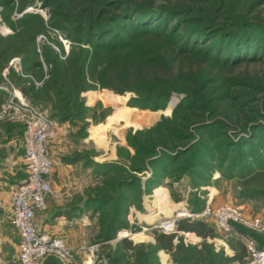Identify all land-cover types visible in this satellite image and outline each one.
Segmentation results:
<instances>
[{
  "label": "trees",
  "instance_id": "trees-1",
  "mask_svg": "<svg viewBox=\"0 0 264 264\" xmlns=\"http://www.w3.org/2000/svg\"><path fill=\"white\" fill-rule=\"evenodd\" d=\"M40 1L51 10L49 21L26 14L17 26L23 34L42 35L59 47L60 55L46 44L22 54L23 70H33L44 81L41 90L32 86L28 91L36 93V104L41 103L38 93L44 92L51 108L45 113L54 122L83 121L86 113L102 122L106 113L96 121L98 107H85L83 95L92 90L122 95L135 89L140 97L131 99L129 107L152 111L166 109L172 92L185 95L171 118L149 130L155 135L153 144L136 139L142 133L130 137L134 156L125 148L113 163L64 157L107 183L106 190L87 196L99 214L96 244L116 241L112 264H159L161 251L176 264H221L222 254L207 242L199 250L181 240L183 233L212 236L205 219L178 221L174 235L154 231L155 244L134 246L117 237L130 228L131 210L141 209L144 196L165 178L179 182L187 174L197 188L227 182L239 188L244 202L264 199V0ZM0 5L6 11L14 6L11 0H0ZM57 32L70 44L66 56ZM45 65L52 67L47 80ZM128 83L135 87L117 85ZM148 84L152 88L140 93ZM206 204L192 193L190 212L201 214ZM233 227L264 250V236ZM47 264L61 263L51 259Z\"/></svg>",
  "mask_w": 264,
  "mask_h": 264
},
{
  "label": "rangeland",
  "instance_id": "rangeland-1",
  "mask_svg": "<svg viewBox=\"0 0 264 264\" xmlns=\"http://www.w3.org/2000/svg\"><path fill=\"white\" fill-rule=\"evenodd\" d=\"M11 1L14 6L13 9H9L8 11H6L5 7L0 5V35L3 37L0 44V82L5 89L0 91L5 94L0 96V211H3L6 203H11L15 181L26 172V167L20 154L21 146H23L24 142V125L21 121L14 119L12 116H3L2 107L8 105L10 102V93L18 92L25 100L33 103L32 105H35L43 112L48 113L51 109L48 104L50 100H48V98L46 100L43 91L38 93L41 103L36 104L37 102L33 101V95L36 93L28 91L29 88L34 86L35 91L41 90L44 86V81L36 79V77H34L36 72L33 70L30 72L23 70L22 54H24L26 49H29L30 47V51H39L42 46L46 44L49 47H52L55 52L60 55L59 47H56L52 40H47L42 35L39 37H32L31 34L25 35V33L23 34L21 31V27H19V25L17 26V21L23 18L24 15H21L31 5L37 3L42 5L45 13L44 15L38 14V16H40L45 23L51 18V10L45 8L40 0H22L23 2H21V0ZM11 24H13L14 27H12ZM61 33L58 34L57 40H60L63 43L66 52L62 56H66L70 51V44L64 40V38H61ZM31 37L34 39H31ZM3 50L4 52L2 54L1 52ZM62 58L65 59L64 57ZM51 68L52 67L45 65V80L49 78L50 74L48 71H51ZM117 85L124 88L135 87L132 86L131 83L124 86L120 84ZM149 88H152V85L148 84L141 87L140 93L146 92L144 89L147 90ZM22 89L27 90L28 93H26L25 90L24 92ZM83 96L86 108L91 110L98 107L96 110V121L102 120L103 113H106L105 119L102 122H95V119L92 117L93 115L91 116V113H86V119L83 121L79 118H76L74 121L68 118V121L66 122H57L54 135L50 137L48 143V154L51 156L58 157L60 154L66 155L65 157L71 156L73 158H76V156H90L93 157L94 161L97 160V162L107 161L115 157L116 160L114 162H117L120 157V152H122L121 150L125 148L129 149L134 156L136 151L131 146L129 140L130 137L134 139L138 134L142 133V135L137 136L136 139H139L144 143L150 142L153 144L155 135H151L149 130L155 127L162 119L171 118L174 110L185 98L183 93L172 92L166 109L152 111L149 109L129 107L131 99L140 97L135 89L126 91L122 95L116 94L109 89H97L89 91ZM173 103H175L174 107ZM50 155L49 157L51 159ZM184 175L185 176L179 182H175L171 178H165L163 185L160 187L166 188V196L173 205L178 206L181 203L188 204L187 211H179L174 216L170 217V213L166 210L165 202L164 205L158 204L155 208L158 210L159 214H161V217L165 216L161 218L159 224L174 219L177 215L182 214L183 212L189 216L196 215L190 212L189 204L192 199V193H197L203 199H206L207 202H211L209 204L212 208H217L221 205H232L240 209L247 219H260L264 224V199L244 202L238 197L239 188L236 189L232 184L227 182H220L218 185H202L197 188V186L193 184L191 177L187 174ZM50 178H52V175ZM217 179H220V174L218 173L215 174L213 181L216 182L218 181ZM76 180L88 185L85 186L84 191L86 196H93L94 194H97V192H100V189L102 190V188L105 190L107 189V186H105L107 183H102L91 170L88 171V173H78L76 175ZM156 190L157 188L144 196V198L149 195L155 197ZM202 192H205V194H201ZM136 210L140 214L139 216L143 218V206L141 209L137 208ZM184 219L198 220L200 218L194 216L189 218L185 217L181 220ZM206 220H210L212 223L210 224V227L214 229H211L212 236L202 238L194 233H183L181 234V240L183 243L185 245L198 246V249L200 250L202 249V244L207 242V244L212 247L211 249H213L214 253L222 254L223 261L221 264H247L249 254L244 240L237 238L234 234H225L220 231L214 219L208 218L205 219V221ZM98 222L99 216L97 217V227L99 228ZM156 226H158V224L151 228L133 224L131 228H129L130 230L133 229L131 237L120 238L118 233L117 241L128 239L134 246L155 244L156 240L154 231H159L164 234L161 230L156 229ZM246 229L253 232V234L255 233L256 235L264 236V231L256 232L249 228ZM234 231L238 233L235 229ZM98 236L99 233H87V245L76 250L71 248L65 241L66 245L73 252L76 264H112L111 252L115 248L116 241L112 243L96 244ZM247 238L255 241L251 236H247ZM0 240L5 241L0 245V264H19L17 234L11 232L0 233ZM175 243H177V241H175ZM91 252H93L94 255L92 262H90ZM163 253L169 256V260L172 264H176L173 261L171 254L165 251H161L158 255L159 264H163ZM51 259L63 264L56 257H49L44 262L47 260V262H49ZM205 260L209 261V258H206ZM47 262L45 264H47ZM170 262H168V264H171Z\"/></svg>",
  "mask_w": 264,
  "mask_h": 264
},
{
  "label": "built area",
  "instance_id": "built-area-1",
  "mask_svg": "<svg viewBox=\"0 0 264 264\" xmlns=\"http://www.w3.org/2000/svg\"><path fill=\"white\" fill-rule=\"evenodd\" d=\"M44 13L42 5L37 3L28 7L21 16L44 15ZM3 90H5L4 87L0 85V91ZM10 95V102L2 107V115L12 116L24 125L26 178L14 188L10 215V224L18 232L21 240L18 262L19 264H42L49 257H56L63 264H76L72 250L63 239L41 234L35 226L36 214L46 209L47 200L52 193L50 177L54 165L48 154V143L50 137L54 135L57 124L45 112L25 100L20 93L13 92ZM194 216L200 219L212 218L220 231L242 238L249 254L247 264H264V250H259L254 241L240 236L233 229V225L238 224L260 232L264 231L263 222L260 219H247L240 209L232 205H221L217 208L208 206L198 215L189 216L183 212L174 219L158 224L155 228L165 235H174L178 233V221ZM132 231L133 229L122 230L119 236L129 238ZM93 259L94 255L91 252L90 262Z\"/></svg>",
  "mask_w": 264,
  "mask_h": 264
},
{
  "label": "crops",
  "instance_id": "crops-1",
  "mask_svg": "<svg viewBox=\"0 0 264 264\" xmlns=\"http://www.w3.org/2000/svg\"><path fill=\"white\" fill-rule=\"evenodd\" d=\"M23 146H21L20 154L25 165ZM65 156L66 155L63 154L58 155V157L51 156L55 165L51 178L52 194L47 200L46 209L36 214L35 226L39 233L52 238L57 237L64 239V241H66L71 248L76 250L87 245V233L99 232V228L97 227V217L99 214L95 213L92 207L89 206L88 197L84 194L85 186L88 185L80 183L79 180H76V175L78 173H88L90 170L83 169V165L81 163L72 164L71 162L63 161ZM115 160L116 159L114 157L107 161L98 162L111 163ZM95 162L98 163L97 160ZM25 178L26 172L24 175L17 178L14 187H16L17 184ZM166 192V188L160 187L155 191V197L149 195L144 198L143 218L139 216L140 214L135 208L132 209L128 217L130 228L133 224L147 226L149 228L159 224L161 218L165 216L161 217V214H159L155 207L158 204L164 205V202L167 208L166 210L170 213V217L174 216L179 211H187L188 204L181 203L178 206L173 205L171 201H169V198L165 196L167 194ZM209 203L211 202H207L206 207L210 206ZM10 215L11 203H6L3 211H0V233H16L18 239L17 248L19 251L21 240L18 232L10 224ZM206 223L209 225L212 224L210 220H206ZM4 242L5 241L0 240V245ZM162 257L163 264H168V262H170L167 254L163 253Z\"/></svg>",
  "mask_w": 264,
  "mask_h": 264
},
{
  "label": "bare ground",
  "instance_id": "bare-ground-1",
  "mask_svg": "<svg viewBox=\"0 0 264 264\" xmlns=\"http://www.w3.org/2000/svg\"><path fill=\"white\" fill-rule=\"evenodd\" d=\"M174 104H175V103H173V107H174ZM171 107H172V106H171ZM166 195H167V194H166ZM166 195H165V196H166ZM167 198H168V197H167ZM163 199H164V198H163ZM163 199H162V200H163ZM168 204H169V203H168Z\"/></svg>",
  "mask_w": 264,
  "mask_h": 264
}]
</instances>
